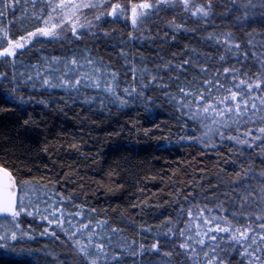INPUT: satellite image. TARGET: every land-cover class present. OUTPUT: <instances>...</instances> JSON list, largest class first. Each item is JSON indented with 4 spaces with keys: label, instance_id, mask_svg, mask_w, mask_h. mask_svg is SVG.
I'll use <instances>...</instances> for the list:
<instances>
[{
    "label": "trees",
    "instance_id": "trees-1",
    "mask_svg": "<svg viewBox=\"0 0 264 264\" xmlns=\"http://www.w3.org/2000/svg\"><path fill=\"white\" fill-rule=\"evenodd\" d=\"M66 2L69 9H58L49 18L47 0H20L0 18L11 38L23 35L27 40L21 41L25 47L15 58H0V166L10 171L34 216L21 219L34 229L27 228L12 249L0 253V264H88L62 233L47 237L36 225V217L49 208L68 213L77 231L80 224H89L78 231L85 232L84 238L95 230L92 240H102L107 252L99 264H202L203 253L192 259L180 245L187 243L194 226L205 224L229 227L221 232L228 243L233 233L239 234L237 228L250 226L255 244L249 239L234 248L222 241L225 247L217 248L218 257L229 264H264V230L254 215L246 218L264 209V199L258 196L251 207L239 209L241 189L233 183L237 173L250 170L251 188L260 193L264 186L261 141L244 135L249 129L260 135L264 109L255 115L250 110L249 122L238 130L235 124L225 129L226 135L249 140L253 147H248L215 133L206 135L204 125L189 118L195 107H181L178 90H199L207 79L230 86L225 68L249 76L258 72L252 53H264V0H211L206 17L192 12L207 0H190L188 10L177 0L147 10L138 7L146 0H93L102 6L78 11L73 3L87 0ZM117 4L118 14H113ZM143 12L150 14L141 16ZM54 25V37L27 36ZM6 46L0 39V47ZM244 52L249 53L246 60ZM185 60L191 63L183 64ZM152 76L157 81L149 83ZM61 78L82 83L75 88L44 84L48 79L59 85ZM94 81L99 88L88 86ZM213 94L220 97L224 90L213 89ZM252 96L264 92L254 88ZM254 102L260 106L259 99Z\"/></svg>",
    "mask_w": 264,
    "mask_h": 264
},
{
    "label": "snow or ice",
    "instance_id": "snow-or-ice-1",
    "mask_svg": "<svg viewBox=\"0 0 264 264\" xmlns=\"http://www.w3.org/2000/svg\"><path fill=\"white\" fill-rule=\"evenodd\" d=\"M20 0H0V18H3L6 16V12L4 9L12 8L13 3H19ZM34 2V0H33ZM49 6L51 7V12L48 13V17L52 18V13L57 12L59 9L62 13L63 10L68 6L66 0H59V2H55V0H47ZM177 2L184 5L185 10H188V6L190 4V0H177ZM173 4V0H155V3L150 2V0H146V2L138 5L141 9H154L158 8L160 5H171ZM102 5L98 2H93V0H87V2H84L82 4H74L73 3V9L79 10L81 7L83 8H96L101 7ZM120 8V5H114L112 8L113 14L116 13L117 9ZM211 9V0H207V4H200L199 6H196V9L194 12H192V15L195 16L197 14H201L203 16H208L209 11ZM135 13V8L133 9ZM150 13L143 12L140 15L141 16H147ZM103 15V13H101ZM39 19L40 17H36ZM63 18V17H61ZM97 20L100 19V16L96 17ZM45 23L48 21L45 20ZM11 23V21H9ZM138 23V17L134 16L133 24L136 25ZM174 23V22H173ZM83 27V25H81ZM176 27H179V25H176ZM55 25L53 28H36L35 31H30L27 33L28 37H36L37 34L44 35V36H55L56 33L54 31ZM0 32H2V36H0V39L7 41L6 47H0V58L3 57H12L15 58L17 55L18 49H23L25 47V43H21V41H26L25 36H20L19 39H13L9 36V33L7 30L3 28V21L0 20ZM73 35H76V29L75 27L72 28ZM251 43V41H249ZM234 47L236 49H240V44H235ZM231 50V49H229ZM249 53L244 52L243 53V59L246 60L248 58ZM254 57H256V62L260 65V68L257 73H253L251 76H249L248 72H241L240 69L236 68H225L224 69V75L231 76L232 83L231 85H226L225 83L221 82L219 79H207L203 81L204 87L193 91L192 89H186L184 87H179V92L183 94L182 97V108L186 109H192L195 107V111H191V114L189 116L190 119L193 120H199L201 124L204 125V127L207 129L206 135L208 133H215L220 137L221 140L229 139V140H235L237 143L240 144H246L248 147H253V144L246 139H240L239 137L233 136L231 134L226 135L225 129H231L232 125L238 126L243 122L247 123L250 120V117L248 116L249 111L251 110L252 114L255 115L256 112L261 111L264 109V96L255 97L252 96L253 89H260L262 92H264V88H262V84H264V79H261V77H264V53H261L257 55L256 53H252ZM221 60H224V57H220ZM78 61L76 59L71 60V64L78 65ZM88 64H92V60H87ZM191 63L190 60H185L183 64H189ZM80 67H83V65H80ZM180 68L183 69V65H180ZM200 70L206 71L205 68L201 67ZM96 72H100L101 70L99 68L95 69ZM113 77H115V73H112ZM31 79V77H29ZM176 79H179L177 77ZM255 79V83L252 81ZM157 81L156 76L151 77V82ZM82 83L81 79H76L74 83L71 81H65L63 78H61V84H51L48 79H44V84L48 85L49 87H59V86H71V87H77ZM191 84L192 82L189 81ZM88 86H95L97 88L100 87V84L98 81H94L92 85ZM160 87H167L165 84H159ZM144 87H147V85H144ZM213 89L216 90V92H220L221 89L224 90V94L220 97H217L213 94ZM109 92H113L112 88L106 89ZM127 92L128 90L125 89ZM135 91V89H133ZM142 94V93H141ZM131 95V93H129ZM174 98V97H173ZM255 99L260 100V106L258 107L257 104L254 102ZM250 101H252L250 103ZM123 102V101H122ZM207 121L208 123H205ZM252 123H255V121H252ZM216 126L213 128L212 126ZM260 135L259 136H253V130L249 129L247 132L244 133L245 136L251 137L252 140H260L261 144L259 145L262 149H264V127H260L257 130ZM0 171H3L0 169ZM248 171L245 170L243 173H237V179L233 181V183L237 184L239 189L241 191L237 192V197L239 200V209H244L246 206L251 207L252 203L257 202V197L259 196L261 199H264V186L261 187L260 193H256L254 189L251 188V186L247 183V180L249 179ZM6 175L9 176L10 182L7 185L8 188V196L6 199L0 200V215H3L5 217H9L11 219V222L14 227H19V222L17 218L23 213L27 215H31V212L27 211V205L24 203V197L18 196L17 193L13 192L14 187V181L11 180V174L6 173ZM261 176H264V172L261 173ZM264 184V182H262ZM236 191V189H234ZM233 215H237L236 212L233 213ZM240 216H245V213L243 211L239 212ZM255 216V220L260 222L258 224V227L262 230H264V209H261L259 213H250L246 218L250 219L251 216ZM212 219H216L213 217ZM208 223H211V221H206ZM104 223H107L106 221ZM225 223H229L227 219H225ZM4 224H0V228H4ZM82 229H89V224H83ZM78 229V231L82 230ZM215 231L217 232H229V227H221L219 224L216 225ZM95 230H89L88 231V242L87 244L81 245L80 247V254L83 256L87 261L88 264H99V261L101 258L107 256L106 252V245L105 243L101 241L94 242L92 240V236L94 235ZM117 229L113 228L112 232H116ZM171 231V229H170ZM236 232H239V238L235 236V233H233V239H237L239 242V239L242 238L243 240L247 241L249 239L252 240V243L255 244L257 241L255 239V236L248 235L250 232H254L255 230L252 229L250 226L245 227L243 231H240L239 228L235 230ZM72 235H75V233H72ZM181 235H183V232H181ZM207 235V234H206ZM4 236H0V240H4ZM11 239L15 240L17 239L16 233L13 231L11 232ZM210 240H216L217 237L210 236ZM260 240L264 242V235H261ZM77 244H80V241H76ZM202 247L205 245V241L203 239L197 241ZM5 247V245L0 244V248ZM181 248L189 249L191 248L192 253H196V249L192 248L189 244H181ZM211 251V255L209 251H204L203 255L206 258L205 264H224L223 259L221 257H218L215 255L216 248L212 247L211 245L208 246ZM218 247V245H217ZM251 247V245H249ZM153 248H157V245H153ZM255 251H260V249H256ZM245 254L254 257L255 260L260 261L261 257L256 256L255 252L248 253L247 249H245ZM197 255H199L197 253ZM193 258V257H190Z\"/></svg>",
    "mask_w": 264,
    "mask_h": 264
},
{
    "label": "rangeland",
    "instance_id": "rangeland-1",
    "mask_svg": "<svg viewBox=\"0 0 264 264\" xmlns=\"http://www.w3.org/2000/svg\"><path fill=\"white\" fill-rule=\"evenodd\" d=\"M71 7L70 4H68V6L65 8V10L69 9ZM112 10V9H111ZM113 13V12H112ZM117 13V11H116ZM115 13V14H116ZM118 14V13H117ZM85 16V15H84ZM83 17V16H82ZM79 18H81V16H79ZM75 27V25H73ZM47 28H51L50 26H48ZM83 30V28L81 29ZM80 33V32H78ZM54 37V36H51ZM26 217L28 215L26 214H21L17 220L19 222V227H14L11 219H2L0 220V224H4L5 227L4 228H0V236H4L5 239L4 240H0V244L5 245V247L0 248V253L2 252H8L10 249H12L14 242L19 241L20 240V236H26L27 234V228L30 227V230H33L34 227L33 226H29L30 222H25V224L22 223L21 219L23 217ZM29 217H31V219H33L31 216L29 215ZM192 217V216H190ZM36 225H40V229L44 230V235L47 237H50V235H54L56 234V232H60L62 233L67 239H69L73 244L74 247H76L77 249L80 248L81 245H83V241L85 239V244L88 242V236L87 237H83L82 233L85 232H78L75 228V224L76 221H74L73 218L69 217L68 213L64 212V211H59L56 208L55 209H44V211L42 213H40V215H38V217H36ZM78 225V224H77ZM201 225H203L201 223ZM216 226L213 227H209L205 224V226H194L193 229L191 230V232L185 237L187 243L191 245L192 248L196 249V253H192L191 252V248L187 249L186 251L189 253L190 257H193L192 259H199L200 253H203L204 251H209L210 255H211V251L210 248L208 247L209 245H211L212 247L216 248V253L215 255L218 256V249L217 248H221V247H225L224 245L222 246V241L223 244L227 245L229 243L234 245V248H237V246L244 241L242 238L239 239V242L237 239H232L230 238V241L228 243V241H224L222 240V233L221 232H217L215 231ZM80 229H82V225L80 224ZM84 230V229H83ZM15 232L16 233V237L17 239L13 240L11 239V232ZM241 231V230H240ZM72 233H75V235H72ZM207 234V235H206ZM248 235H250V233H248ZM210 236H215L217 237L216 240H210L209 237ZM237 238L239 237V234L235 235ZM203 239L205 241V245L202 247L199 243H197V241ZM232 239V240H231ZM79 240L80 244H77L76 241ZM218 245V247H217ZM197 246V248L195 247ZM203 252H202V251ZM200 260L197 261V263H199ZM224 264H229V262L227 263L226 261H223ZM202 264H205V262H200ZM252 264V263H251Z\"/></svg>",
    "mask_w": 264,
    "mask_h": 264
},
{
    "label": "water",
    "instance_id": "water-1",
    "mask_svg": "<svg viewBox=\"0 0 264 264\" xmlns=\"http://www.w3.org/2000/svg\"><path fill=\"white\" fill-rule=\"evenodd\" d=\"M0 169H2L3 171H0V200L2 199H6L8 196V188L7 185L10 182L9 180V176L6 175V173H10V171L2 166H0ZM11 174V173H10ZM11 180L14 181V187H13V192L17 193V195L19 196V193L17 191L16 188V182L14 177L11 174ZM4 218H9V217H5L3 215H0V219H4Z\"/></svg>",
    "mask_w": 264,
    "mask_h": 264
}]
</instances>
